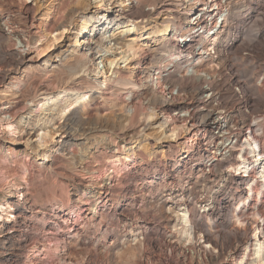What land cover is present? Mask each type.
I'll return each mask as SVG.
<instances>
[{
    "label": "bare ground",
    "instance_id": "obj_1",
    "mask_svg": "<svg viewBox=\"0 0 264 264\" xmlns=\"http://www.w3.org/2000/svg\"><path fill=\"white\" fill-rule=\"evenodd\" d=\"M19 1L17 5L12 1L0 0V36L15 41L13 48L0 50V150L8 143L22 148L26 157L38 158L39 161H35L41 169L50 171L58 167L76 171L69 180L80 189L72 193L79 199L86 192L94 193L88 190L90 184L86 180L91 182L87 174H97L100 168L96 155L91 152L97 138L111 149L112 155L106 160V165L112 169V174L116 162L130 161L131 156L144 146L141 143L144 137L156 136L158 140L157 136H161L160 140L169 141L171 138L188 136L190 143L202 142L205 150L212 147L211 153L221 156L216 161L203 157L205 162H209L205 165L190 160L184 163L190 165L191 170L195 165H200L195 177L204 180L236 151L229 139H239L241 136V145L248 149L247 157L251 154L255 163H247V157H242L238 152L237 158L241 157L242 161H236L231 169H242L244 174L241 177L250 178L249 165H257L259 160L256 156L262 154L256 153L258 140L255 132L251 135L250 132L253 123L262 114L253 110L254 101L246 98L248 94L244 79L231 68L217 70L212 64L213 58H209L212 65L206 63L202 70L198 69L204 60L195 64L198 65L196 69L175 64L170 69V60L157 55L162 43L156 46L148 40L158 35L160 30L154 26L146 29L149 37L141 41L138 28L143 21L159 19L166 30L170 29L172 38L176 34L187 37L190 30H194L190 36L193 37L198 31L190 26L187 30L179 24V20L196 9L200 21H211L218 15L223 17V24L214 30L219 35L231 30L232 24L227 15L235 0H148L147 5H143V0ZM59 15L64 18L59 20ZM213 27L216 28V24ZM206 51H210V48ZM97 61L106 68L99 70ZM234 84L239 89L233 90ZM89 103H95L94 107L89 108ZM224 126L226 128L214 132L216 134L209 131ZM97 133L99 135L95 136ZM107 134L113 136L112 140L106 141ZM111 141H115L114 144H110ZM85 146L87 148L83 150ZM72 148L77 149L74 151ZM219 150L222 152L219 153ZM15 174L9 176L11 179L8 182L13 192L5 195L0 185V264H16L15 259L24 254L20 255L17 250L30 242V226L19 204L31 201L32 188L30 183ZM256 174L255 179H260L264 190V166ZM114 178H108L111 183H106L107 186H99L107 190L104 192L107 200L117 187L112 183ZM136 190L134 188L132 191ZM79 191H83L81 195ZM138 197L143 198V194L140 192ZM140 206L141 202L138 211H134L135 215L140 214L137 218L143 215ZM169 211L171 215L165 223H173V229L166 244L172 248H182V235L187 234L192 236V245L199 252L201 250L209 253L210 258L214 257L218 241H215L212 251L207 250L205 245H210L213 239L194 228L189 231L185 213H180L176 208ZM248 226L243 241L235 243L229 252H237V255H231L238 257L230 264L242 263L245 254L239 256L238 250L245 248L249 240L253 241L251 255L256 256L253 263L264 264V242L259 238L262 225L253 220ZM141 228L136 229L125 246H144L142 236L145 232ZM76 234L75 230H71L70 238L74 239ZM102 242L103 239L95 240L97 245ZM45 245L37 242L30 248L28 246L30 254L48 261L47 250L50 248L47 249ZM113 245L109 242L103 248L106 251ZM121 245L123 250H127ZM55 251L53 260L57 264H89L88 258L85 259L87 256H78V259L70 245H58ZM219 252L221 254L222 249ZM113 253L112 258L115 259L120 255L116 250ZM103 257L95 258L102 262ZM218 263L227 264L224 260ZM135 264L155 263L141 250Z\"/></svg>",
    "mask_w": 264,
    "mask_h": 264
},
{
    "label": "rangeland",
    "instance_id": "obj_2",
    "mask_svg": "<svg viewBox=\"0 0 264 264\" xmlns=\"http://www.w3.org/2000/svg\"><path fill=\"white\" fill-rule=\"evenodd\" d=\"M5 1H12L17 5L20 2L19 0ZM146 2L149 1L143 0V5L144 3L147 5ZM232 5L227 15L232 24L231 30L219 35L215 34V31L223 24V17L218 15L211 21H200L198 17L196 20L198 13L196 9L189 11L179 20V24L187 30L190 26L198 31L193 37L190 36L194 30H190L187 37L176 34L172 38L170 29L166 30L159 19L143 21L138 24V28L142 35L141 41L149 37L146 29L154 26L160 30L161 33L156 34L152 40H148L156 46L162 43L157 55L170 60V69L175 65L196 69L198 65L195 64L204 60L205 62L203 61L202 67L198 70H202L208 63V65H215L214 67H217L219 71L231 68L237 72V76L244 79L248 94L246 98L254 101L252 109L262 114L261 118L253 123L250 132V135L255 132V138L258 140L256 144L259 149L256 153L263 154L256 156L259 160L258 164H254L251 154L247 157L248 149L241 145L240 136L239 139H229L230 145L235 146L236 149L232 156L228 157L227 161H223L220 167L215 168L208 179L197 180L195 177L198 174L197 167L201 166L195 165L191 170L190 165H184V163L190 160L208 164L209 162H205L203 157L216 161L221 156L218 154L214 156L211 153L212 147L205 150L202 142L190 143L188 136L171 138L169 141L160 140L161 136H157L158 140L156 136H150L141 140L144 146L131 156L130 161L116 162L113 166L114 173L110 174L112 169L106 165V160L112 155L111 149L106 147L103 141L99 142V138H94L97 144L91 152L96 155L100 168L97 174H87L91 182L84 179L90 184L87 186L88 190H93L94 193L86 192L78 199L72 196V193L75 189H80L69 180V177L73 176L72 173H77L76 171L59 169L56 166L57 169L53 168L54 172L41 169L36 163L39 161L38 158L26 157L22 153V148L6 143L0 150V173L2 172L0 185L3 186V193L6 195L13 192L10 188L11 184L8 183L11 179L9 176L12 174L14 176L16 173L15 176L22 177V180L30 183L31 201L19 204L20 211L24 209L21 213L26 216V222L31 227H28L29 244L33 246L37 242H43L47 249L50 248L49 251L47 250L49 260L43 261L36 254H30L31 245L28 244L29 248L26 246L17 250L20 255L23 253L25 255L15 259L16 264H34V262L55 264L53 260L55 249L61 244L70 245L78 259L87 256L85 259L88 258L89 264H135L141 250L145 251L155 264H219L220 260L230 264L237 261L238 257L232 256L237 255V252L231 253L232 255L229 252L233 250L235 243L243 241L247 235L245 231L249 227L248 224L253 220L262 225L259 238L261 242H264V190H262L260 179H255L258 176L256 172L264 166V0H236L232 2ZM57 18L62 20L64 17L59 15ZM213 24H216V28ZM214 35H217L216 39L212 40ZM14 44L13 39L0 36V50L13 48ZM208 48L210 51H206ZM209 58H213L212 64L209 63ZM97 62L99 70L106 68L103 63ZM232 89L237 90L239 87L234 84ZM94 104L89 103L88 107L93 108ZM225 128V126L222 129L212 128L209 131L216 134ZM97 135L99 133L95 134ZM109 135L107 134L106 141L112 140L113 136ZM114 142L111 141L110 144ZM117 142L121 143L118 140ZM86 148L87 146L83 147V150ZM72 149L75 151L77 148ZM220 152L222 150H219ZM238 152H241L242 157H247L245 159L247 163L254 162L249 165L250 178L241 177L244 174L242 169L241 171L231 169L237 162L242 161L241 157L237 158ZM259 166L261 167L258 168ZM110 176H115L112 183H115L117 187L107 200L104 195L107 190L99 186H107L106 183H111L108 180ZM3 182L5 185L2 184ZM249 187L252 188L251 191ZM134 188L137 190L133 192ZM258 190H260L259 194ZM82 192L79 191L80 195ZM140 192L144 199L138 197ZM140 202L143 215L137 218L140 214L135 215L134 211H138ZM172 208L188 216L186 221L189 231L194 228L213 239L210 245H205L207 250L212 251L215 241L219 242L216 241L218 245L216 244L215 250L218 253H213L216 258H210L209 253H203L201 250L199 252L198 248L192 245V236L187 234L182 235L181 243L184 246L182 248H172L166 244L169 232L173 229V223L166 224L165 220L170 217L169 209ZM140 226L145 232V236H142L144 246L142 245V248L140 245L131 246V248L125 246ZM71 230L77 233L74 239L70 238ZM98 239H103L104 242L100 245L95 244V240ZM109 242L115 245L105 251L103 246ZM121 244H125L123 247L127 250H123ZM251 244L253 241L249 240L245 248H239L238 255L245 254L241 264H254L253 262L256 261V256L251 255L253 251ZM221 249L224 252L221 253L222 255L219 252ZM115 250L119 252V257L122 255L121 259L112 258ZM97 256H104L103 261L98 262L95 258ZM4 263L7 262H1V264Z\"/></svg>",
    "mask_w": 264,
    "mask_h": 264
},
{
    "label": "built area",
    "instance_id": "obj_3",
    "mask_svg": "<svg viewBox=\"0 0 264 264\" xmlns=\"http://www.w3.org/2000/svg\"><path fill=\"white\" fill-rule=\"evenodd\" d=\"M236 1V0H235ZM195 18H197V16L195 17ZM197 20V19H196Z\"/></svg>",
    "mask_w": 264,
    "mask_h": 264
}]
</instances>
